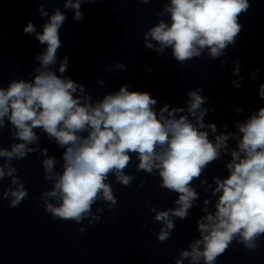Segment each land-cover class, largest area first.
Instances as JSON below:
<instances>
[{
	"label": "clouds",
	"instance_id": "9594fccd",
	"mask_svg": "<svg viewBox=\"0 0 264 264\" xmlns=\"http://www.w3.org/2000/svg\"><path fill=\"white\" fill-rule=\"evenodd\" d=\"M49 0H41L38 12L48 17L42 33L29 21L24 27L26 35H34L47 45L35 59L32 80L13 79L7 87H0V134L9 129L10 148L0 146V181L10 178L8 188L0 192V199L9 201V208L18 207L29 193L16 174L14 160H23L29 154L39 153L44 180L52 187L41 193L45 211L54 219L70 220L81 224L78 232L86 231L82 222L100 221L103 208L93 205L107 203L113 217L117 198L113 194L109 177L127 187L135 179L125 172L134 154L137 171L158 174L161 188L177 194L173 208L158 210L148 204L153 220L162 226L157 234L160 243L166 242L175 228L174 218L187 219L195 206L199 193L192 182L200 185L211 196L203 201L204 213L196 222L198 238L181 250L175 264H216L235 240L249 251H256L258 241L264 237V107L252 112L243 122L235 121V131L218 133L215 123H205L211 106L196 88L187 93L186 109L163 105L158 110L157 100L144 91H130L123 85L115 93L93 100L85 86L63 75L69 58L57 59L61 47L59 30L67 16L59 7L51 15L45 8ZM97 0H63V7L74 12L73 20L83 19L81 5ZM149 4L152 0H141ZM249 0H166L159 17L168 16L143 33L145 48L163 56L171 49L172 57L180 64L200 58L205 52L210 59L226 56L230 45L242 30L239 16L248 11ZM59 63L58 69L54 66ZM232 81L240 87L238 58L234 61ZM226 61L221 60V67ZM126 70L117 62L106 68ZM59 72V75L57 74ZM151 71V69H149ZM259 69L251 73L255 79ZM97 84L104 85L103 79ZM264 99V83L259 86ZM244 109L237 108V113ZM226 129L227 125H222ZM36 129L46 134L50 142L63 149L62 171H57L58 160L40 147ZM210 133L214 139H210ZM234 140L236 146L228 142ZM228 175L212 177L213 184L201 179L206 168L223 156ZM146 180L140 181L143 187ZM215 197L214 210H209ZM143 227V225H142Z\"/></svg>",
	"mask_w": 264,
	"mask_h": 264
}]
</instances>
